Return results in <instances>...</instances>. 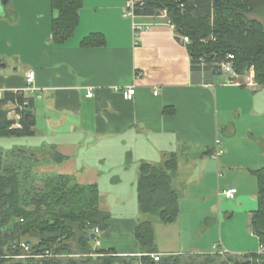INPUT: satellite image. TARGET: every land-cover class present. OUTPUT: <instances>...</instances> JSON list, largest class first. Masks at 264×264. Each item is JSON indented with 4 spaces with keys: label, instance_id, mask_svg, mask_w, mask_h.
<instances>
[{
    "label": "crops",
    "instance_id": "1",
    "mask_svg": "<svg viewBox=\"0 0 264 264\" xmlns=\"http://www.w3.org/2000/svg\"><path fill=\"white\" fill-rule=\"evenodd\" d=\"M125 1L82 0L72 35L54 44L51 0H0V88L31 96L35 118L34 135L0 137V147L33 150L31 167L38 177L66 173L80 183H96L110 223L96 234L94 246L120 255L139 254V161L162 163L176 153L177 219L155 227L162 222L146 218L154 225L157 253L211 252L177 248L170 226L189 212L196 219L198 210L212 224L217 219L220 228V207H227L228 218L242 215L247 235L230 244L220 236L215 252H259L249 222L258 205L252 170L264 167V87L248 81L249 74L192 69L185 44L163 12L125 17ZM91 32L103 34L104 43L82 46ZM29 70L35 74L31 83ZM130 85L135 93L127 100L122 91ZM9 113L16 119L14 110ZM231 188L233 196H223ZM208 201L212 211L197 208V202ZM158 226L167 231L157 232Z\"/></svg>",
    "mask_w": 264,
    "mask_h": 264
},
{
    "label": "trees",
    "instance_id": "2",
    "mask_svg": "<svg viewBox=\"0 0 264 264\" xmlns=\"http://www.w3.org/2000/svg\"><path fill=\"white\" fill-rule=\"evenodd\" d=\"M82 0H51L54 44L67 40L76 28ZM165 17L175 37L185 44L192 69L220 73L230 62L235 74L253 69V79L264 87V0H144L135 14ZM103 34L91 32L82 46L102 45ZM33 98L23 91L5 89L0 95V137L35 134ZM11 110L15 118H9ZM18 124V126H16ZM18 149V148H17ZM17 149L0 147V264H264L263 252L164 254L158 260L154 225L148 216L171 223L179 212V193L172 180L178 155L162 163L139 161L136 168L138 219L135 255H120L113 248L92 244L93 229L107 230L110 213L100 208L96 183H80L74 175L47 173L38 177L32 167L21 171L18 161L4 160ZM18 155V154H17ZM61 158V157H60ZM7 160V164H3ZM257 182V209L250 217L251 232L264 246V167L252 170ZM34 177L42 186L33 184ZM28 241V242H27Z\"/></svg>",
    "mask_w": 264,
    "mask_h": 264
},
{
    "label": "rangeland",
    "instance_id": "3",
    "mask_svg": "<svg viewBox=\"0 0 264 264\" xmlns=\"http://www.w3.org/2000/svg\"><path fill=\"white\" fill-rule=\"evenodd\" d=\"M251 17H257L259 20H261L264 23V16H259L256 14H250ZM249 74L248 81L249 80H253V69L249 68V70L247 71L246 75ZM239 76V75H237ZM8 115H11L10 113ZM13 149H17L16 147ZM27 147L22 146V148H18L17 149V153H14L12 155L4 156V160L7 159L8 161H18L20 162L21 166H22V172L28 168L29 166L31 167L32 165V161L34 160V152L31 149L26 150ZM12 150V149H11ZM18 154V155H17ZM7 160L3 162V164H7ZM35 173H32V175ZM39 182L41 183V181L34 177L33 179V184L36 187H40L42 186V183L39 184ZM190 206H194L192 205L193 203L190 202L189 203ZM215 202V208H218V204ZM225 206L226 202L224 203ZM199 205L203 206L202 208H207L208 210L212 211V203L211 201H208L207 203L202 204L201 202H197V208L199 207ZM227 208V207H226ZM226 208H222L220 207V211H221V218L220 220H223L224 223L222 225V227H218L217 224V219L216 222L214 221V224H212L211 220L209 218H204L200 212L197 210V218L195 219L193 216V214H191L190 212L188 214H186L184 218L181 219V223L180 224H172L173 230H172V239L170 240V242H172V244L175 243V246L177 248H184V250H189L193 248H197V251H211L212 253H214L216 251L215 248L218 247V240L219 237H222V241L224 243L230 244L232 242H242L245 240L246 238V232L243 231L242 228V215L241 214H235L233 217L228 218L227 215L228 213L226 212ZM199 209V208H198ZM192 210V208H190V211ZM209 216H212V213L209 214ZM151 217V216H150ZM197 223V224H196ZM155 227L157 225H164V223H159V224H154ZM163 230H165L164 232L167 231V229H165L163 226L162 228H160V226H158L156 228L157 232H162ZM178 234H179V240H178ZM95 240H92V244L94 245ZM214 243L215 246H214ZM256 250V249H254ZM257 251V250H256ZM248 253L250 251H244V253Z\"/></svg>",
    "mask_w": 264,
    "mask_h": 264
},
{
    "label": "built area",
    "instance_id": "4",
    "mask_svg": "<svg viewBox=\"0 0 264 264\" xmlns=\"http://www.w3.org/2000/svg\"><path fill=\"white\" fill-rule=\"evenodd\" d=\"M143 3H144V0H126L124 8H123V15L125 17H133L135 15V9L137 7H139V6H141ZM163 14L165 15V11H163ZM180 41H181V43L186 44V43L189 42V39H188L187 36H182L180 38ZM220 68H221V71L226 72V73L230 74L231 76H236V74H235L230 62H227V61L221 62L220 63ZM34 77H35L34 71L33 70H29L26 73V81H27V83H31L33 81ZM2 91H3V89L0 88V95L2 94ZM134 93H135V87L133 85H130V86L126 87L125 90L122 91V96L125 99L130 100V99H132ZM153 93L157 94V90H153ZM87 95L88 96H92L93 95V92H92L91 89H89L87 91ZM16 126H18V124H16ZM221 153H222V149L220 148L219 140H216L214 156L218 157L219 155H221ZM235 192H236V189L235 188H231V189L223 191L222 194L226 198H229V197H232ZM98 232H99V229L97 227H95L93 229V233L97 234ZM94 240H95L96 244L99 243V241L96 239V237L94 238ZM263 251H264V246L260 245L259 246V252H263ZM219 252L224 254L226 251L224 249H220ZM160 256H161V254H159V253L151 254V257L154 260H158Z\"/></svg>",
    "mask_w": 264,
    "mask_h": 264
},
{
    "label": "water",
    "instance_id": "5",
    "mask_svg": "<svg viewBox=\"0 0 264 264\" xmlns=\"http://www.w3.org/2000/svg\"><path fill=\"white\" fill-rule=\"evenodd\" d=\"M4 2H6V0H4ZM91 237H92V239H93V238L95 237V235H94V234H92V236H91ZM27 242H28V241H27Z\"/></svg>",
    "mask_w": 264,
    "mask_h": 264
},
{
    "label": "clouds",
    "instance_id": "6",
    "mask_svg": "<svg viewBox=\"0 0 264 264\" xmlns=\"http://www.w3.org/2000/svg\"><path fill=\"white\" fill-rule=\"evenodd\" d=\"M93 234H94V235H95V237H96V234H95V233H93ZM95 237H94V238H95ZM94 238H93V239H94Z\"/></svg>",
    "mask_w": 264,
    "mask_h": 264
}]
</instances>
